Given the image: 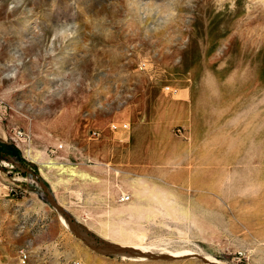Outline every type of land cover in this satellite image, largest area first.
<instances>
[{
    "label": "rangeland",
    "instance_id": "374dc122",
    "mask_svg": "<svg viewBox=\"0 0 264 264\" xmlns=\"http://www.w3.org/2000/svg\"><path fill=\"white\" fill-rule=\"evenodd\" d=\"M0 141V264H264V0H0Z\"/></svg>",
    "mask_w": 264,
    "mask_h": 264
},
{
    "label": "trees",
    "instance_id": "16d2710c",
    "mask_svg": "<svg viewBox=\"0 0 264 264\" xmlns=\"http://www.w3.org/2000/svg\"><path fill=\"white\" fill-rule=\"evenodd\" d=\"M0 153L3 156L12 157V161L18 163L19 166H24L25 162L20 158L19 153L13 146L0 141ZM4 158V157H1Z\"/></svg>",
    "mask_w": 264,
    "mask_h": 264
},
{
    "label": "built area",
    "instance_id": "2783aa9c",
    "mask_svg": "<svg viewBox=\"0 0 264 264\" xmlns=\"http://www.w3.org/2000/svg\"><path fill=\"white\" fill-rule=\"evenodd\" d=\"M167 90V89H166ZM173 92V91H172ZM113 128H116L115 125H111ZM122 128H126L127 126L125 124H122L121 125ZM92 134L91 135H95L97 136L98 133L96 131H92L91 132ZM130 196L128 194H125V193H121L118 197V202L120 203H126L128 200H129ZM25 259H26V254L23 252L22 255H21V262L24 263L25 262Z\"/></svg>",
    "mask_w": 264,
    "mask_h": 264
},
{
    "label": "bare ground",
    "instance_id": "6f19581e",
    "mask_svg": "<svg viewBox=\"0 0 264 264\" xmlns=\"http://www.w3.org/2000/svg\"><path fill=\"white\" fill-rule=\"evenodd\" d=\"M104 246H105V245H104ZM109 247H110V246H109ZM117 248H118V247H113V248L111 247L110 250H112V251H117V250H118ZM102 250H103V249H102Z\"/></svg>",
    "mask_w": 264,
    "mask_h": 264
}]
</instances>
